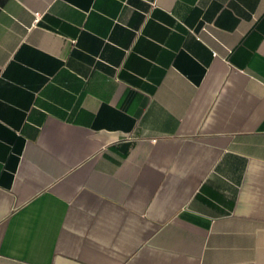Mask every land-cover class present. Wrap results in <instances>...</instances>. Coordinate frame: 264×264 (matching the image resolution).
<instances>
[{"label": "crops", "instance_id": "0c3cea01", "mask_svg": "<svg viewBox=\"0 0 264 264\" xmlns=\"http://www.w3.org/2000/svg\"><path fill=\"white\" fill-rule=\"evenodd\" d=\"M0 264H264V0H0Z\"/></svg>", "mask_w": 264, "mask_h": 264}, {"label": "built area", "instance_id": "2783aa9c", "mask_svg": "<svg viewBox=\"0 0 264 264\" xmlns=\"http://www.w3.org/2000/svg\"><path fill=\"white\" fill-rule=\"evenodd\" d=\"M41 17V14L40 13H37L36 14V19H39Z\"/></svg>", "mask_w": 264, "mask_h": 264}]
</instances>
